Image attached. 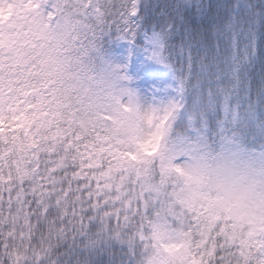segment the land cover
I'll return each instance as SVG.
<instances>
[{"label":"snow or ice","instance_id":"6c2138e0","mask_svg":"<svg viewBox=\"0 0 264 264\" xmlns=\"http://www.w3.org/2000/svg\"><path fill=\"white\" fill-rule=\"evenodd\" d=\"M185 7L0 0V264H264V41Z\"/></svg>","mask_w":264,"mask_h":264},{"label":"trees","instance_id":"16d2710c","mask_svg":"<svg viewBox=\"0 0 264 264\" xmlns=\"http://www.w3.org/2000/svg\"><path fill=\"white\" fill-rule=\"evenodd\" d=\"M184 11L196 16L219 14V24L226 25L229 20L236 22V28L243 37L248 29L258 34L264 41V0H184ZM212 30L207 33L206 39H212ZM250 71L259 74L264 71V61H256Z\"/></svg>","mask_w":264,"mask_h":264},{"label":"rangeland","instance_id":"374dc122","mask_svg":"<svg viewBox=\"0 0 264 264\" xmlns=\"http://www.w3.org/2000/svg\"><path fill=\"white\" fill-rule=\"evenodd\" d=\"M149 71L154 74L155 78L152 81V87L157 88L161 93H165L170 89L173 75L169 68L162 64H150ZM237 144H241L239 141ZM220 149L217 148L215 155H220ZM224 160L227 163L244 172L246 176L250 177L251 174L259 175L264 170V160L260 158V149L248 150L245 147L240 149V154L228 153Z\"/></svg>","mask_w":264,"mask_h":264}]
</instances>
